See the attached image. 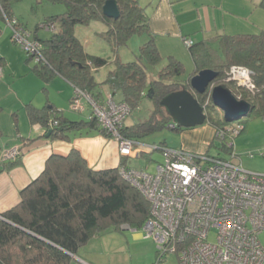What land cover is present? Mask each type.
<instances>
[{
  "label": "trees",
  "instance_id": "obj_1",
  "mask_svg": "<svg viewBox=\"0 0 264 264\" xmlns=\"http://www.w3.org/2000/svg\"><path fill=\"white\" fill-rule=\"evenodd\" d=\"M14 1L17 0H0V17L6 19L5 14L8 18L16 17L12 8ZM36 1L65 5L64 11L47 16L37 26L38 30L54 24L56 28L51 37L39 38L37 30L34 32V38L42 45L44 59L36 62L28 53V60L34 61V73L45 83L59 75L98 100L104 99L103 86H108L114 97L121 94L120 101L130 106L131 113L140 107L145 97L152 102L150 117L132 124L125 122L120 131L124 137L143 142L165 128L181 131L184 127L172 126L173 118L161 105V100L183 88L192 91L205 106V123L215 128L217 140L218 131L226 130L227 126L244 125L248 121L244 120L246 117L259 115L264 118V31L222 34L192 42L188 49L194 69L187 78H184V62L169 55L159 78L148 81L144 59L155 65L164 56L151 32L146 8L139 0H117L121 8L117 19L103 13L107 0ZM93 21L106 25V29L96 35L104 39L116 55L113 58L114 69L104 81H99L97 75L102 67L110 64V59L88 52L76 34L77 27L89 26ZM138 33H146L149 37L141 45L137 59L121 62L117 56L119 47ZM233 65L245 66L253 72L258 92L253 94L227 80V73ZM205 68L217 71L219 76L201 94L193 90L190 80ZM213 84H224L238 98L250 101L253 106L250 114L232 121L221 116L211 100ZM28 112L33 123L46 125L52 131V138L70 140L72 132L83 130H97L111 137L93 116L73 120L47 106L38 108L32 104L28 105ZM54 121L57 125H52ZM229 135L234 134L229 132L220 142L221 149L230 153ZM149 142L167 145L166 141ZM19 149L18 157L1 160V171L20 163L24 147ZM152 153L140 152L139 157L151 160ZM127 163L128 159H123L120 166L94 169L78 150L73 149L67 156L52 155L43 172L21 190L20 202L1 214L0 264H71L73 255L79 256L81 248L107 228L120 231L130 225L131 228L142 229L151 215V206L142 192L121 175L120 168L128 166Z\"/></svg>",
  "mask_w": 264,
  "mask_h": 264
},
{
  "label": "built area",
  "instance_id": "obj_2",
  "mask_svg": "<svg viewBox=\"0 0 264 264\" xmlns=\"http://www.w3.org/2000/svg\"><path fill=\"white\" fill-rule=\"evenodd\" d=\"M6 20L13 29V39L33 56L44 59L42 45L16 18ZM55 30V25L46 26ZM187 46L192 44L185 40ZM253 72L241 65H233L227 80L240 87L258 92ZM215 85L211 86L212 89ZM72 109L83 114L91 108L87 118L97 119L98 125L111 134L119 144L122 156H138L141 143L126 138L121 128L131 115L130 106L116 100L109 93L98 100L86 91L75 88ZM57 125V121L52 122ZM244 125L227 126L217 132L225 140L229 132L230 156L194 153L184 148L150 144V151L164 153L155 172L122 166L121 175L137 187L151 206V215L142 230L145 237L157 242L154 264H162L169 253H176L180 264H264V245L259 233L264 231V173L243 167L235 151L234 138ZM18 147L3 153L1 160L20 155ZM215 233V240L210 236ZM71 264H89L75 255Z\"/></svg>",
  "mask_w": 264,
  "mask_h": 264
},
{
  "label": "crops",
  "instance_id": "obj_3",
  "mask_svg": "<svg viewBox=\"0 0 264 264\" xmlns=\"http://www.w3.org/2000/svg\"><path fill=\"white\" fill-rule=\"evenodd\" d=\"M262 1L263 0H151L147 5L140 4L146 8L151 32L155 36L156 43L162 55H173L185 64L183 56H185V58H190L188 52L185 53V51H187L184 48L186 39L197 42L222 34H254L264 31V5ZM91 25L92 24L89 26ZM79 27H77L76 32L79 30ZM105 29L106 25L104 24V28L99 30L103 31ZM97 32L99 31H96L95 35ZM1 33L2 30L0 29V34ZM148 37V34H146L143 43ZM39 38L41 37L39 36ZM83 45L88 51V47L85 44ZM190 59L192 60V56ZM0 61L5 65L8 63V58H6L5 55H0ZM25 61L30 65V69L26 74L33 75L42 81L45 95V102L41 106L34 103V97L31 92L25 93L24 96L20 97L21 100L25 102V105H27V110L28 105L32 104L38 108L47 106L52 108L56 113H62L63 109H59L49 96L50 86L54 82L60 81L72 86L73 92L75 87L68 80L59 75L55 76L50 82L45 83L42 78L34 73V63L33 65L31 64L32 60H28V55ZM105 69H108V72L102 77L98 75L99 81H104L108 73L114 69V66L102 67L99 72ZM32 81L34 84H37L33 79ZM11 89L13 90L12 86ZM103 90L104 98L107 94L111 93L107 86H103ZM27 91H34V89L30 88ZM1 96L2 95H0V97ZM73 96L72 94L69 100H72ZM116 97H118L117 100H120L121 94L117 93L114 98L116 99ZM3 109L4 106L0 100V112ZM90 112L91 108L87 106L83 114L77 113L81 118L87 119ZM14 113L17 115V110H15ZM27 114L29 116V112H27ZM62 114L65 115L64 113ZM54 116L55 115L52 114V118H54ZM65 116L73 119L67 115ZM254 118L258 122L256 126H253V122H250L251 120H248L249 122L244 124V129L240 133V155L237 153L240 156L242 165L244 164L246 166L243 165V167L248 170L255 167L262 168L261 165L263 164L261 157H255L254 151L257 154L264 155V118L259 115ZM29 119L32 125V130L29 133L27 129L21 127L18 117L15 119V127L17 128L16 136L5 133L3 126H0V214L16 206L20 202L21 190L43 172L47 160L52 155L67 156L75 149L82 154L89 166L94 169L120 166L123 159H128L127 164L132 167L130 165L132 159L143 158L139 157V155L130 157L122 156L119 151L118 142L112 137H108L97 130L91 132H86L84 130L74 131L71 133L70 140H62L50 136L47 137L49 133L48 127L41 123H33L30 116ZM178 134L180 137L179 144L171 142L170 144H175L173 146L171 145V147L184 148L194 153L208 154L209 148L218 141L215 138V128L207 123L195 127L183 128L181 131H178ZM165 141L167 142V140ZM139 143H141V146H139L140 152L150 153L148 145L153 143L149 141ZM15 147H24L23 154L20 157V163L9 170L1 171L3 168V162H1L3 153ZM234 149L236 151V147ZM136 168L141 169V167ZM130 230H134V228ZM143 235L144 234L137 232L134 234V239L145 237ZM79 256L90 264H96L94 257L91 255L80 254Z\"/></svg>",
  "mask_w": 264,
  "mask_h": 264
},
{
  "label": "rangeland",
  "instance_id": "obj_4",
  "mask_svg": "<svg viewBox=\"0 0 264 264\" xmlns=\"http://www.w3.org/2000/svg\"><path fill=\"white\" fill-rule=\"evenodd\" d=\"M150 1L151 0H139L142 5H147ZM12 8L14 15L20 19L26 29L30 32L31 37H33V33L37 30L38 24L47 16L64 11L65 5L47 1L37 2L36 0H17L13 2ZM91 24V26L79 27L76 34L79 35L78 37L81 42L88 47V51L93 52L97 56L110 59V64L108 66L114 65L115 62H113V58H115L116 55L113 53V49L108 46L104 39L95 35L96 31H100L99 29L104 28V23L101 21H93ZM0 29L2 30V33L0 34V55H5L6 58H8V63L5 65L0 61V95H2L0 100L4 106V109L0 112V126H3L5 133L16 136V117H18L21 127L27 129L28 133L32 130V125L27 114V105H25V102H23L20 97L24 96L25 93L31 92L34 97V103L41 106L45 102V95L43 92L42 81L33 75L26 74L30 69V65L25 61L28 53L20 43L13 40V29L7 20L2 17H0ZM37 32L43 39L49 38L53 34L52 30L46 27L38 28ZM145 37L146 33H138L133 35L126 44L121 45L117 52L119 60L121 62L136 60ZM184 44V48L187 50L185 53L188 52V55L191 58L186 42ZM163 56L164 58L161 62L155 65L148 63V61L144 59L143 64L147 72L148 81L159 78L160 70L168 63L167 56ZM183 57L186 66L184 78H187L194 69V62L193 59L191 60L190 58H185V56ZM33 63L34 61L32 60L31 64L33 65ZM107 72L108 69H105L104 71H100L98 75L102 77ZM30 78H32L37 84H34ZM11 86L13 87V90L11 89ZM30 88L34 89V91H27ZM72 94H75V88L73 92L72 86L60 81L51 84L49 89L51 100L57 105V107H59V109H63L62 113L73 119H80V115L77 111L72 109L71 100H69ZM117 99L118 97H116V100ZM216 108L220 115L224 116L223 111L218 107ZM15 110H17V115L14 113ZM152 110V102L148 97H145L140 107L134 110L127 118L126 123L130 124L145 120L150 117ZM254 117L255 116L246 117L244 120H251L250 122H253V126H256L258 122ZM146 140L151 142L156 141L158 143L167 140L168 145L171 147V145H175L170 144L171 142L179 144L180 137L178 132L170 128H165L164 130L147 137L145 141ZM218 141H216V143ZM216 143L209 148L208 154L214 156L220 154L224 157L230 156L229 152L221 149L222 143L220 141L217 144ZM233 143L235 144L234 147H236L237 153L240 155V134L234 139ZM254 154L256 158L261 157L263 164L261 165L262 168L255 167L250 170L264 173V155L257 154L255 151ZM151 156V160L143 158L132 159L130 165L135 168L141 167V169L153 173L155 172L157 164L163 161L164 153L155 150ZM137 232L144 234L142 229H122L117 231L112 227L107 228L100 234L92 237L88 243L81 248L80 254L93 256L96 264H154L157 257L156 240L153 237L134 239V234ZM259 239L264 245V231L259 233ZM210 240H215L214 232H212ZM162 264H180V259L176 253H169Z\"/></svg>",
  "mask_w": 264,
  "mask_h": 264
},
{
  "label": "water",
  "instance_id": "obj_5",
  "mask_svg": "<svg viewBox=\"0 0 264 264\" xmlns=\"http://www.w3.org/2000/svg\"><path fill=\"white\" fill-rule=\"evenodd\" d=\"M103 13L117 19L121 15V8L117 0H107L103 6ZM219 76V73L213 69L205 68L192 76L190 80L194 91L203 94L210 84ZM213 104L223 111L224 117L229 121L239 120L247 116L253 109L252 103L246 99L236 96L231 88L224 84H216L211 93ZM171 117L172 126H182L184 128L195 127L205 124L207 114L205 106L201 104L198 98L187 88H183L166 95L161 100ZM49 130L47 137L51 135ZM0 217L2 218L1 214ZM123 229L130 230L131 226H124ZM75 256V255H73Z\"/></svg>",
  "mask_w": 264,
  "mask_h": 264
}]
</instances>
